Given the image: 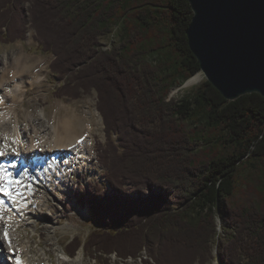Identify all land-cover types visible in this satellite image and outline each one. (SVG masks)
I'll return each mask as SVG.
<instances>
[{"label": "trees", "instance_id": "16d2710c", "mask_svg": "<svg viewBox=\"0 0 264 264\" xmlns=\"http://www.w3.org/2000/svg\"><path fill=\"white\" fill-rule=\"evenodd\" d=\"M191 17L187 0H0L1 42L32 31L55 96L97 97L106 187H81L94 228L68 241L70 257L84 244L102 264H211L215 246L216 264H264V97L228 102L205 82L167 101L200 73Z\"/></svg>", "mask_w": 264, "mask_h": 264}, {"label": "bare ground", "instance_id": "6f19581e", "mask_svg": "<svg viewBox=\"0 0 264 264\" xmlns=\"http://www.w3.org/2000/svg\"><path fill=\"white\" fill-rule=\"evenodd\" d=\"M32 69L18 70L7 66L0 74V150L8 153L0 156V165L5 166L13 180L19 181V184L8 186L0 180V187L10 192L9 196L0 192V201H3L0 208V264H45L43 254L46 256V253L32 256L30 247L16 244L13 230L28 226L35 232L36 222L47 218L45 210L54 209L51 202L57 201V190L67 186L73 171H80L94 159L90 149L95 129V124L90 121L94 116L92 112L86 115L87 112H79L70 105L63 118L56 117L50 124L41 111L39 118L20 126L16 110L25 100L26 87L40 82L43 75L36 71L34 76ZM10 72L12 79L7 80L4 75ZM200 81L198 73L186 81L184 87L196 86ZM34 157L37 161L33 164ZM13 162L15 167L10 166ZM58 226L55 224L51 233ZM80 257L81 254L76 256ZM61 259L57 262L65 264Z\"/></svg>", "mask_w": 264, "mask_h": 264}, {"label": "rangeland", "instance_id": "374dc122", "mask_svg": "<svg viewBox=\"0 0 264 264\" xmlns=\"http://www.w3.org/2000/svg\"><path fill=\"white\" fill-rule=\"evenodd\" d=\"M33 36L34 33L28 31L23 40L15 41L7 45L0 40V74L7 66L18 70L21 68H33L31 72H33L34 76L36 75V71L43 73L40 82L26 87L27 92L25 93V100L16 110L18 116L17 120L20 126L23 127L29 120L31 121L32 119L39 118L40 112L43 111L45 120L50 124L56 117L63 118L66 115L65 111L70 105H74L79 112H87L86 115L92 112L95 117L93 116L90 121L95 124V129L92 131L94 138L90 141V149L92 150V157L94 159L90 164L81 168L80 171H73L71 173L70 183L68 182L67 186L57 190V201L52 200L51 202L53 203L54 209L45 210L46 214L48 213L46 215L47 218H40V222L37 220L38 222H36V227L34 228L35 232L28 228V226L16 227L13 230L15 242L19 244L18 246L23 244L22 246L30 247L29 249L32 252V256L46 253V256L44 254V257L42 256L46 258L45 264H59L57 262L59 258H62L61 260L65 264H102L99 260L93 261L92 258L85 254L83 249L84 244H81L93 230L94 225L89 218V210L81 205L79 200L81 187L83 189H90L94 186H99L100 188L106 187L104 179L105 169L99 164L97 157L98 146L104 145L105 143L104 125L96 109L97 97L95 92L91 94H82L77 99L56 97L54 92L60 86V83L57 77L49 70V64L52 62L53 57L39 50L38 43L34 40ZM100 40L103 51L110 50L111 45L118 42L114 32L104 35ZM11 73L12 72H10V74L6 73L4 77L7 80H11ZM200 76L201 81L196 86L184 87L183 84L180 87L171 89L167 101L172 99L175 102H180L184 97L203 86L207 81L201 72ZM83 107H86V111L83 110ZM45 120H43V124H45ZM126 187L135 197L136 192L134 193L133 191L134 187L127 184ZM174 208H176V206H174ZM55 224L59 226L57 230L51 233ZM221 224L222 221L217 219L218 234H221ZM73 237H79L82 242H80L81 245L79 244L80 246L75 255L70 257L65 252V245ZM27 241H29V244H27ZM215 250L214 246L212 248L213 258L216 255ZM78 254H81L80 258H76ZM213 258L211 259V261L213 260L211 264H216V260L214 261ZM142 259H146L144 252L142 253ZM110 260V264H142L140 260L134 261L128 259L127 261H121L114 255L110 256ZM72 261L74 263H72Z\"/></svg>", "mask_w": 264, "mask_h": 264}, {"label": "water", "instance_id": "95a60500", "mask_svg": "<svg viewBox=\"0 0 264 264\" xmlns=\"http://www.w3.org/2000/svg\"><path fill=\"white\" fill-rule=\"evenodd\" d=\"M187 1L188 47L206 81L228 102L264 97V0Z\"/></svg>", "mask_w": 264, "mask_h": 264}, {"label": "snow or ice", "instance_id": "6c2138e0", "mask_svg": "<svg viewBox=\"0 0 264 264\" xmlns=\"http://www.w3.org/2000/svg\"><path fill=\"white\" fill-rule=\"evenodd\" d=\"M8 155L7 152L0 150V156H6ZM11 167H15V163L13 162ZM21 175H24V173H21ZM0 180H4L8 186H12L14 184H19L18 180H13L11 178V173L6 171V168L4 165H0ZM0 192H2L5 196H9L10 192L7 190V188L0 187ZM3 207V201H0V208ZM5 238H7V232L5 231Z\"/></svg>", "mask_w": 264, "mask_h": 264}]
</instances>
